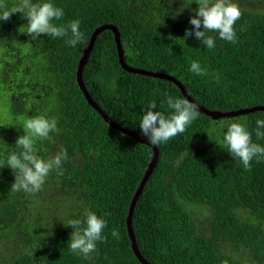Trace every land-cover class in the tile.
I'll list each match as a JSON object with an SVG mask.
<instances>
[{
  "label": "trees",
  "instance_id": "16d2710c",
  "mask_svg": "<svg viewBox=\"0 0 264 264\" xmlns=\"http://www.w3.org/2000/svg\"><path fill=\"white\" fill-rule=\"evenodd\" d=\"M5 2L10 8L18 0ZM51 2L64 11L62 19L53 20L57 26L81 21L83 42L68 46L70 32L69 37L41 34L32 40L26 34L27 19L15 13L0 21V42L7 48L2 59L13 60L0 63V75H9L15 63L16 69L25 66L24 76H29L28 62H36L38 76L29 82H37V91L48 86L50 93L42 97V105L30 104L28 97L11 101V113L14 120L55 117L59 132L36 139V154L47 161L66 149L68 159L62 164L63 174L51 171L35 194L11 192L15 174L10 167L0 168V264H141L133 253L126 221L152 160V148L114 130L88 105L76 79L82 51L98 27L115 25L128 65L172 75L197 103L223 112L264 106V0H233L241 11L234 25L238 42L208 32L215 41L211 50L195 35L184 39L186 30L193 29L190 19L199 8L196 0ZM192 61L208 75L192 73ZM83 79L94 100L117 124L144 137L140 121L150 103L157 105L152 111L170 116L174 110L168 107L165 93L186 99L172 82L125 72L111 31L98 37ZM234 119H244L252 142L264 146V138L255 135L256 120L264 119V112ZM234 119L214 121L199 113L184 133L158 145V165L133 218L140 252L149 263L264 264V160L254 158L246 171L222 138L211 137L215 125ZM6 133L1 148L5 163L12 151H19L16 141L24 135L14 126ZM57 139L61 146L56 152L52 141ZM46 189L56 190V196L49 197ZM32 207L44 215L32 217ZM86 209L107 221L102 233L106 240L98 241L88 258L70 250L74 229L68 225L69 220H83ZM202 210L212 217L207 237L199 234L195 220ZM53 212L61 217L55 226L48 218ZM113 229L119 231L118 239L111 235Z\"/></svg>",
  "mask_w": 264,
  "mask_h": 264
},
{
  "label": "clouds",
  "instance_id": "9594fccd",
  "mask_svg": "<svg viewBox=\"0 0 264 264\" xmlns=\"http://www.w3.org/2000/svg\"><path fill=\"white\" fill-rule=\"evenodd\" d=\"M199 8L190 24L193 29L186 30L185 38L195 35L196 39L211 50L215 47L214 38L207 35L208 32H218L221 40L237 43L238 38L234 25L241 18V11L233 0H196ZM15 13H22L27 19L26 34L37 40L41 34L50 38L70 37L65 43L70 47H76L84 40V33L80 31V20H72L67 24L57 26L53 20H60L64 16L62 8L55 6L51 0L43 3H33L32 0H18V3L8 7L5 0H0V21H8ZM25 27V26H24ZM203 27V31H200ZM198 76H207L208 71L202 68L199 62L192 61L189 69ZM219 80L218 74H214ZM167 105L174 112L165 116L156 109L155 102L150 103L145 114L141 118L140 128L148 141L158 146L166 143L178 134L186 131L187 127L198 118V107L188 99L174 98L165 93ZM57 119H49L45 116H35L24 121L23 129L25 135L20 136L16 141V149L12 151L6 163L0 161V168L10 167L15 174V182L11 186V192L24 191L35 194L42 190L46 177L53 170L63 174L62 164L68 159L66 149H61L47 161L36 154L34 147L36 139L44 140L49 138L50 133H58ZM255 135L257 138H264V119L256 120ZM223 143L229 153L242 162L246 171L251 170V161L255 158L257 162L264 160V146L252 142V133L247 130L244 123L231 122L225 135ZM83 220L73 219L68 221L69 227L74 229L69 241V248L73 253L82 254L85 258L96 251L97 242H103L106 237L102 234L107 227V221L98 216L90 209H86ZM111 235L119 238V231L113 229Z\"/></svg>",
  "mask_w": 264,
  "mask_h": 264
},
{
  "label": "water",
  "instance_id": "95a60500",
  "mask_svg": "<svg viewBox=\"0 0 264 264\" xmlns=\"http://www.w3.org/2000/svg\"><path fill=\"white\" fill-rule=\"evenodd\" d=\"M106 31H111L114 34L115 42H116V46H117V50H118L119 63L125 72H127L129 74L141 75V76H145V77H150V78H154V79L166 80V81L172 82L181 91L182 95L186 99H188L190 102L194 103L198 107L200 114L206 115L214 121H219V120H223V119H234V118H239V117H245V116L257 113V112H264V106L248 107V108L234 110V111H228V112H223L220 110H211V109L197 103L193 99V97L188 93V91L184 87V85L177 78L173 77L172 75L160 73V72L147 71L144 69H139V68H135V67L128 65L126 60H125V51H124L122 41H121V34L115 25L105 24V25L98 27L94 31V33H93V35L89 41L88 46L82 51V57L79 60V65H78V69H77V73H76V79H77V83H78L82 93L84 94V96L87 100L88 105H90L102 117L104 122H106L108 125H110L114 130H116V131H118L124 135H127L129 137H132L134 140L140 142L141 144L152 148V152H153L152 160L148 165V168L145 172V175H144L141 183L139 184L136 192L134 193V196H133L132 201L130 203L131 205H130V209H129V213H128V217H127V221H126L127 229H128V235H129V238L131 241V246H132V250H133L134 255L137 257V259L139 260V262L141 264H151V263H149V261H147L145 259V257L140 252V249H139V246L137 243V238H136L135 231H134V227H133V218H134V213H135L138 201H139L140 197L142 196L147 184L150 181L151 176L153 175V173H154V171L158 165L159 158H160L159 147L152 145L148 141L147 137L141 136V135L135 133L134 131L127 129L125 127H122L119 124H117L101 108V106L94 100V98L91 96V94L87 90V87H86L84 79H83L85 67L87 66L88 61L90 59V56L93 53L97 39L102 33L106 32Z\"/></svg>",
  "mask_w": 264,
  "mask_h": 264
},
{
  "label": "rangeland",
  "instance_id": "374dc122",
  "mask_svg": "<svg viewBox=\"0 0 264 264\" xmlns=\"http://www.w3.org/2000/svg\"><path fill=\"white\" fill-rule=\"evenodd\" d=\"M1 40V38H0ZM7 48L3 47L1 42H0V63L3 62H13L12 59H7L3 58L4 55H6ZM21 64V61L18 62ZM35 64L36 62L34 61H29L27 69L31 67L32 74L29 76H24L23 73V67L22 69H16L14 68L11 73L8 75L7 78H2L0 76V161H2V137L7 135L8 127H15V129H20L23 134L25 135L24 129H23V124L24 121L27 119L25 117H19L17 120H14V117L12 116V102H11V87H13L15 90L13 91L14 93H20L21 91H25V89H20L19 87L22 85H25L32 79L37 78V71L35 70ZM11 68H13L11 66ZM26 68V67H25ZM17 70H19L17 72ZM19 82H22L23 84L20 85ZM19 88L18 90H16ZM244 119H234V120H228V121H221L219 124L215 125V130L212 132L211 137L213 140H215L214 137L217 138H222L225 135L227 131V127L231 122H243ZM1 123H3V127L1 129ZM38 153H41V150L38 149ZM57 187L60 188V186L57 184ZM48 191V192H47ZM47 195L49 197H54L57 194L56 190H48L46 189ZM60 190H59V195H60ZM38 199V198H37ZM36 199V200H37ZM35 200V201H36ZM40 203V202H38ZM62 210L63 212L65 211V202L62 203ZM32 217L39 216V215H44L43 210L37 209L32 207ZM48 218L51 220V223L55 226L57 225V220H60L61 217L57 213L53 212L48 216ZM212 217L210 213L207 210H202L199 213L195 215V220L197 222L198 226V232L199 234L207 237L209 235V230H210V223ZM38 220H41L40 218ZM227 250L231 252V248L227 247Z\"/></svg>",
  "mask_w": 264,
  "mask_h": 264
},
{
  "label": "flooded vegetation",
  "instance_id": "af4514ba",
  "mask_svg": "<svg viewBox=\"0 0 264 264\" xmlns=\"http://www.w3.org/2000/svg\"><path fill=\"white\" fill-rule=\"evenodd\" d=\"M14 68H16L15 63H14ZM14 68H12V69H14ZM0 76L4 79L8 77L7 74H3ZM26 87H28V88L25 89V92L22 95H21V93L15 94L13 92L15 89L13 87H11V89H10L11 90V101L18 100L20 97H22V98L28 97L30 99V104L36 102L38 105H42L44 103V101H42V97L48 96L50 93V91H49L50 88L48 86L37 91V82H28L25 85L20 86L19 88H26ZM19 88H17L16 90H18ZM52 142L54 143V145L52 146V149L57 152L59 150V146H61V144H58L59 143L58 139L54 140ZM49 143H50V141H49ZM54 186L56 187L57 184H55Z\"/></svg>",
  "mask_w": 264,
  "mask_h": 264
}]
</instances>
